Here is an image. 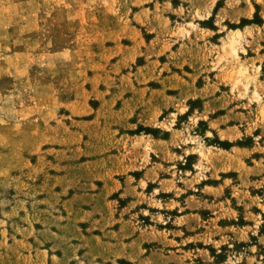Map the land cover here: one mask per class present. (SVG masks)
Here are the masks:
<instances>
[{"label":"rangeland","instance_id":"rangeland-1","mask_svg":"<svg viewBox=\"0 0 264 264\" xmlns=\"http://www.w3.org/2000/svg\"><path fill=\"white\" fill-rule=\"evenodd\" d=\"M242 3L0 0V264H264Z\"/></svg>","mask_w":264,"mask_h":264},{"label":"crops","instance_id":"crops-1","mask_svg":"<svg viewBox=\"0 0 264 264\" xmlns=\"http://www.w3.org/2000/svg\"><path fill=\"white\" fill-rule=\"evenodd\" d=\"M242 1H244L245 3H242L240 7H238L237 9H235L234 12L231 13L232 16L239 14L238 19L237 18L234 19L236 20L234 22L240 23L242 18H246V22H244L241 26H237L236 28H231V31L236 32L237 30H239L242 36V32H245L247 29L252 30V34L245 35L242 41V47L244 48V51H241V58L246 59L248 62H250L251 59L261 58L262 61L261 62L257 61L256 65L257 67H259L261 71V79H264V0L261 1L262 4V9L260 13L262 17L261 21L251 20L254 16V13L256 12V8L254 4L251 1H250L251 4H249L247 0H242ZM258 40H260V48L257 50L255 49L254 45L258 42ZM216 45H218V43H216Z\"/></svg>","mask_w":264,"mask_h":264},{"label":"bare ground","instance_id":"bare-ground-1","mask_svg":"<svg viewBox=\"0 0 264 264\" xmlns=\"http://www.w3.org/2000/svg\"><path fill=\"white\" fill-rule=\"evenodd\" d=\"M241 36V32L239 30H237L236 32H232L228 38V41H227V45L232 49V51L234 53H238L237 52V42H238V39L239 37ZM226 45V44H225ZM238 56V55H237ZM246 69L245 68H241L240 70V74H244L246 73ZM241 80V79H240ZM247 84H246V88H247Z\"/></svg>","mask_w":264,"mask_h":264}]
</instances>
